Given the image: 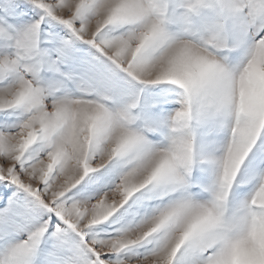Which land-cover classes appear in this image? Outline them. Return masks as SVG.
Listing matches in <instances>:
<instances>
[{"label": "snow or ice", "instance_id": "obj_1", "mask_svg": "<svg viewBox=\"0 0 264 264\" xmlns=\"http://www.w3.org/2000/svg\"><path fill=\"white\" fill-rule=\"evenodd\" d=\"M0 264H264V0H0Z\"/></svg>", "mask_w": 264, "mask_h": 264}]
</instances>
